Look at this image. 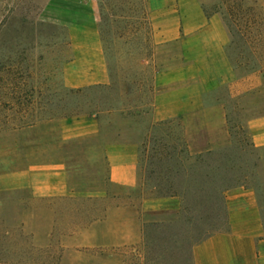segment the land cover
Here are the masks:
<instances>
[{
	"label": "rangeland",
	"instance_id": "374dc122",
	"mask_svg": "<svg viewBox=\"0 0 264 264\" xmlns=\"http://www.w3.org/2000/svg\"><path fill=\"white\" fill-rule=\"evenodd\" d=\"M90 14L109 81L68 89ZM218 40L233 84L216 81ZM175 98L182 114L156 121ZM262 116L264 0H0V162L61 160L67 185L56 198L0 186V264H192L226 230L227 191L254 190L264 221V149L247 127ZM109 145L136 148V187L110 183ZM109 212L131 243L88 247L81 233Z\"/></svg>",
	"mask_w": 264,
	"mask_h": 264
},
{
	"label": "crops",
	"instance_id": "0c3cea01",
	"mask_svg": "<svg viewBox=\"0 0 264 264\" xmlns=\"http://www.w3.org/2000/svg\"><path fill=\"white\" fill-rule=\"evenodd\" d=\"M73 31L76 34L71 36V41L77 52L73 61L64 68L65 86L68 89H80L106 85L109 76L93 14H90L84 25L73 28ZM222 48L220 40L210 48L212 52L209 57L220 66L216 81L233 84L234 73L223 59ZM166 97L160 95L157 98L158 106ZM181 102V98H175L172 112L159 116L156 121L180 116L183 107ZM247 127L252 145L264 149V116L252 119ZM69 139L71 136L63 138L64 141ZM14 150L18 151V148L15 147ZM29 151L32 153L33 149L30 148ZM104 157L112 185L126 189L136 187L137 153L134 146H106ZM0 167V186L5 189H26L34 198L63 197L67 192L64 163L61 160H53L42 166L33 162L24 165L16 157L9 162L2 160ZM224 206L226 230L195 245L192 249V264H264V221L254 190L236 187L227 191L224 194ZM117 215L118 213L109 212L106 222L92 224L84 229L81 234L91 241L88 247L115 248L131 243V231H120L118 226L113 225ZM109 221L111 224H108ZM124 232L126 235H122Z\"/></svg>",
	"mask_w": 264,
	"mask_h": 264
},
{
	"label": "trees",
	"instance_id": "16d2710c",
	"mask_svg": "<svg viewBox=\"0 0 264 264\" xmlns=\"http://www.w3.org/2000/svg\"><path fill=\"white\" fill-rule=\"evenodd\" d=\"M79 92V91H78ZM70 93H72L71 91H70ZM73 94V93H72ZM162 189L160 188L159 190H158V193H160V191H161ZM160 195V198H167L168 196H167V194H165V195H161V194H159Z\"/></svg>",
	"mask_w": 264,
	"mask_h": 264
}]
</instances>
